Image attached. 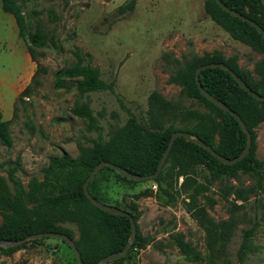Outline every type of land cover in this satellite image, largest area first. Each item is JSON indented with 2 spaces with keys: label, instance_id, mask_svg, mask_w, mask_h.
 Instances as JSON below:
<instances>
[{
  "label": "rangeland",
  "instance_id": "rangeland-1",
  "mask_svg": "<svg viewBox=\"0 0 264 264\" xmlns=\"http://www.w3.org/2000/svg\"><path fill=\"white\" fill-rule=\"evenodd\" d=\"M127 1L20 2L25 28L38 32L43 39L41 44L31 45V54L13 16L0 8V112L12 140L11 147L0 142V178L12 194L15 189L7 177L9 169L13 168V177L27 192L31 180L43 179L51 158L62 154L76 157L79 147L88 145L90 139H107L124 124L129 112L145 122L148 96L153 90L166 100L202 111L203 107L186 100L181 87L169 79L186 59L219 52L249 78L258 79L254 66L262 54L232 39L215 24L203 10L205 0H134L131 10L119 13L118 6ZM76 54L112 83L111 91L80 95L73 86L56 85V73L75 63ZM27 85L30 94L18 100ZM76 102L89 105L98 129L89 128L85 119L72 113ZM251 142L253 156L264 163V120L252 127ZM190 178L184 186L182 176L173 182L171 200L159 187L151 188V179L115 181L108 171L97 176L94 191L103 200L124 209L135 205V235L145 239L129 259L105 264H209L206 229L195 212L187 209L191 195L207 218L231 224L225 258L232 264H264V191L255 188L254 177L238 172L226 180H211L201 167ZM58 226L72 240L77 239L74 223L63 221ZM247 229L252 233L243 239ZM177 232L190 243L198 259L178 249L170 238ZM242 239L239 260L237 250ZM223 258H216L214 263L223 264ZM0 264L77 262L66 243L50 237L27 240L10 251L0 249Z\"/></svg>",
  "mask_w": 264,
  "mask_h": 264
},
{
  "label": "trees",
  "instance_id": "trees-1",
  "mask_svg": "<svg viewBox=\"0 0 264 264\" xmlns=\"http://www.w3.org/2000/svg\"><path fill=\"white\" fill-rule=\"evenodd\" d=\"M26 1L29 0H0V6L4 12L13 16L18 34L26 42L28 52L31 54V45H39L43 39L38 32H31L25 28L23 12L19 3ZM220 1L254 20L264 29V6L261 0ZM133 2L134 0H128L118 6L117 11L123 13L131 10ZM203 10L232 39L262 54V58L254 66L258 79L249 78L246 73L238 69L233 60L224 59L219 52L204 53L200 57L184 60L183 66L176 67L169 79L181 87L180 93L186 100L193 101L203 107L202 111L185 107L181 103H173L163 98L158 91L153 90L148 96L145 122L140 121L135 114L129 112L124 124L114 129L107 139H90L88 145L79 147L80 153L76 157L62 154L59 157L51 158L44 170L43 179L41 181L31 180L27 192L13 177V168L9 169L7 177L12 182L15 192L12 194L6 183L0 178V238L20 239L28 234L45 231L62 232L71 238L67 231L59 228L58 223L72 222L78 229V237L72 241L80 253L83 264H95L102 256L122 249L130 233V221L127 216L114 215L97 208L82 191L85 178L99 161L112 162L136 174H151L156 170L170 135L176 130L195 134L217 153L228 158L236 156L243 149L246 136L240 125L231 114L214 105L200 93L194 79V72L199 65L222 62L252 90L264 95V38L252 25L221 9L215 0H205ZM76 57L75 63L56 73L57 86H73L80 95L100 90H112V83L105 81L85 57L78 54ZM62 78H69L72 81L64 83ZM198 80L206 92L225 103L240 116L252 137V127L264 120V101L256 100L248 95L226 70L219 67L200 70ZM29 94L30 87L27 85L17 99L22 100ZM71 111L74 115L85 119L89 128H99L96 117L85 102H76ZM216 135L217 142L215 141ZM0 142L7 147L12 146V140L7 130V121L2 119L1 112ZM201 167L207 170L211 180L222 181L236 176L238 172L246 173L254 177L255 188L264 191V163L253 156L252 142L247 154L241 160L233 164H224L206 149L178 136L174 139L159 173L151 180L156 188L159 187L161 192L172 200L174 196L170 191L173 182L182 176L181 186H184L191 179V174ZM103 171L110 172L115 181L131 183L142 181L128 179L107 166L102 167L89 181L87 190L92 197L105 204L110 203L103 200L94 191V182ZM255 188H251V191L255 192ZM231 190L240 196L237 188L232 186ZM189 197L188 211L195 212L193 215L206 229L209 264H215V259L219 257H224L223 264H232L228 258H225L231 235V224L213 222L205 216L202 212L203 209L195 206V197L193 195ZM114 206L119 207L117 204ZM121 209L127 211L136 221L138 211L135 205H132L130 209ZM251 233V229L245 230L243 239ZM170 238L181 252L191 255L193 260L199 258V255L193 252L190 243L183 239L181 233L170 234ZM243 239L237 250L239 260L244 248ZM144 242V238L135 235L127 253L121 258L107 263H119L129 259L132 250L142 246ZM24 243L10 248L0 247V249L10 251Z\"/></svg>",
  "mask_w": 264,
  "mask_h": 264
},
{
  "label": "water",
  "instance_id": "water-1",
  "mask_svg": "<svg viewBox=\"0 0 264 264\" xmlns=\"http://www.w3.org/2000/svg\"><path fill=\"white\" fill-rule=\"evenodd\" d=\"M215 2L219 5V7L223 10H225L226 12H228L229 14L249 23L250 25H252L264 38V29L258 24L256 23L254 20L246 17L245 15L241 14L240 12L229 8L228 6H226L225 4H223L220 0H215ZM263 6H264V0H261ZM208 67H219L222 68L224 70H226L232 77L233 79L237 82V84L248 94L250 95L252 98L256 99V100H261L264 101V95H261L257 92H255L254 90H252L233 70H231L227 65H225L222 62H210V63H206V64H202L199 65L194 72V79L196 82V85L200 91V93L207 98L209 101H211L214 105H216L217 107H219L220 109L227 111L229 114H231L236 121L238 122V124L240 125L242 131L244 132L245 136H246V143L245 146L243 147V149L234 157L232 158H228L225 157L219 153H217L209 144L203 142L201 139H199L195 134L183 131V130H176L174 132H172V134L170 135L166 148L164 150V152L162 153L156 170L148 175H140V174H136L133 172H130L128 170H126L125 168H122L112 162L109 161H104L101 160L99 161L89 172V174L87 175V177L85 178L83 184H82V191L84 193V195L87 197V199L97 208L104 210L108 213L114 214V215H124L127 216L129 221H130V233L129 236L127 238L126 244L124 245V247L116 252H111L105 256H102L95 264H105L108 261L111 260H115L118 258H121L122 256H124L128 249L130 248L132 242L135 239V234H136V227H135V221L133 220L132 216L125 210H122L121 208L114 206V205H110V204H105L102 203L98 200H96L94 197H92L88 190H87V185L89 183V181L93 178V176L104 166H107L113 170H115L116 172L122 174L123 176H125L128 179H132V180H148V179H153L160 171L162 164L169 152V149L174 141V139L178 136H182L184 137L185 140L187 141H191L194 144H197L199 146H201L202 148L206 149L210 154H212L219 162L224 163V164H233L239 160H241L248 152V149L250 147L251 144V135L249 133V131L246 128V125L244 123V121L240 118V116L234 112L233 110H231L225 103H223L222 101H220L219 99L215 98L214 96H212L211 94H209L208 92H206L202 86L199 83L198 80V73L200 70L204 69V68H208ZM42 237H52V238H57L60 240L65 241L68 246L70 247V250L73 253L74 258L76 259L77 264H83L81 257H80V253L77 249V247L75 246L74 242L72 241V239L66 235L65 233L62 232H54V231H45V232H39V233H32V234H28L20 239H4V238H0V247L1 248H10V247H15L27 240H33V239H38V238H42Z\"/></svg>",
  "mask_w": 264,
  "mask_h": 264
},
{
  "label": "crops",
  "instance_id": "crops-1",
  "mask_svg": "<svg viewBox=\"0 0 264 264\" xmlns=\"http://www.w3.org/2000/svg\"><path fill=\"white\" fill-rule=\"evenodd\" d=\"M0 8H1V6H0ZM24 74H25V70H24L23 73L20 75V77H19V79H18L16 85L13 86V89H14V87H17V86H18V82H19L20 79L24 76ZM15 95H16V90H15Z\"/></svg>",
  "mask_w": 264,
  "mask_h": 264
},
{
  "label": "built area",
  "instance_id": "built-area-1",
  "mask_svg": "<svg viewBox=\"0 0 264 264\" xmlns=\"http://www.w3.org/2000/svg\"><path fill=\"white\" fill-rule=\"evenodd\" d=\"M151 188L152 189H156V185L155 184H152Z\"/></svg>",
  "mask_w": 264,
  "mask_h": 264
}]
</instances>
